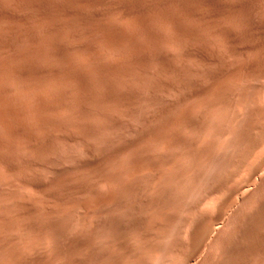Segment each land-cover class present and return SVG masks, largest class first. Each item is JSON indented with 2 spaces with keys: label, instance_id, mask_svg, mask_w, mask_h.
I'll use <instances>...</instances> for the list:
<instances>
[{
  "label": "rangeland",
  "instance_id": "1",
  "mask_svg": "<svg viewBox=\"0 0 264 264\" xmlns=\"http://www.w3.org/2000/svg\"><path fill=\"white\" fill-rule=\"evenodd\" d=\"M0 38V264H264V0H0Z\"/></svg>",
  "mask_w": 264,
  "mask_h": 264
},
{
  "label": "bare ground",
  "instance_id": "2",
  "mask_svg": "<svg viewBox=\"0 0 264 264\" xmlns=\"http://www.w3.org/2000/svg\"><path fill=\"white\" fill-rule=\"evenodd\" d=\"M7 1H8V0H7ZM9 1H10V0H9ZM14 1H15V0H14ZM34 2H35V0H34ZM11 3H12V2H11ZM39 3H40V2H39ZM21 4H22V3H21ZM7 5H8V4H7ZM17 6H18V5H17ZM13 8H14V7H13ZM11 14H12V13H11ZM7 16H8V15H7ZM11 16H12V15H11ZM10 22H11V21H10ZM16 25H17V24H16ZM13 26H14V25H13ZM39 27H40V26H39ZM11 29H12V28H11ZM6 30H7V29H6ZM3 32H4V31H3ZM7 32H8V31H7ZM7 34H8V33H7ZM0 39H1V38H0ZM150 41H151V40H150ZM12 42H13V41H12ZM40 48H41V47H40ZM148 50H149V49H148ZM131 52H132V51H131ZM129 54H130V53H129ZM131 54H132V53H131ZM14 57H15V56H14ZM5 64H6V63H5ZM19 71H20V70H19ZM76 72H77V71H76ZM71 74H72V73H71ZM76 76H77V75H76ZM17 77H18V76H17ZM58 82H59V81H58ZM73 82H74V81H73ZM31 86H33V85H31ZM51 86H52V85H51ZM81 86H82V85H81ZM101 87H102V86H101ZM50 89H51V88H50ZM105 89H106V88H105ZM77 90H78V89H77ZM82 95H83V94H82ZM29 96H30V95H29ZM41 96H42V95H41ZM31 97H32V96H31ZM29 100H30V99H29ZM15 101H16V100H15ZM32 102H33V101H32ZM62 104H63V103H62ZM73 105H74V104H73ZM116 105H117V104H116ZM115 109H116V108H115ZM51 110H52V109H51ZM7 114H8V113H7ZM9 114H10V113H9ZM12 117H13V116H12ZM72 118H73V117H72ZM84 126H85V125H84ZM21 128H22V127H21ZM83 128H84V127H83ZM13 129H14V128H13ZM91 129H92V128H90V130H91ZM122 129H123V128H122ZM0 130H1V129H0ZM54 130H55V129H54ZM86 130H87V128H86ZM262 131H263V130H262ZM260 132H261V131H260ZM261 135H263V134H261ZM257 136H258V135H257ZM26 139H27V138H26ZM250 139H251V138H250ZM257 139H259V138H257ZM30 140H31V139H30ZM263 140H264V139H263ZM247 142H249V141H247ZM259 142H261V141L259 140ZM251 143H252V142H251ZM253 143H256V142H253ZM247 145H248V143H246V146H247ZM253 145H255V144H253ZM259 145H260V144H259ZM246 146H244V148H245ZM254 148H255V147H254ZM254 148H253V149H254ZM118 151H119V150H118ZM250 151H252V150H250ZM99 152H100V151H99ZM253 152H254V151H253ZM239 155H240V154H239ZM249 155H251V154H249ZM251 156H252V155H251ZM241 157H242V156H241ZM243 157H244V156H243ZM261 157H262V156H261ZM253 159H254V158H253ZM235 160H236V159H235ZM239 162H240V161H239ZM257 162H258V161H257ZM234 163H235V162H234ZM251 163H252V162H251ZM260 163L262 164V161H261ZM16 164H17V163H16ZM249 164H250V163H249ZM253 164H254V163H253ZM250 165H251V164H250ZM248 166H249V165H248ZM252 166H255V165H252ZM259 166H262V165L259 164ZM246 167H247V166H245V168H246ZM256 167H257V165H256ZM236 168H237V166H236ZM250 168H251V167H250ZM260 169H261V168H260ZM260 169L254 167V169H252V172H251V173H252V174H256L257 171H259ZM12 170H13V169H12ZM235 171H236V170H235ZM249 171H250V170H249ZM260 172H261V171H260ZM236 174H237V173H236ZM257 174H258V173H257ZM261 174H262V173H261ZM261 174H260V175H261ZM260 175H259V177H261ZM235 176H236V175H235ZM224 177H225V176H224ZM257 177H258V176H257ZM219 179H220V178H219ZM260 179H261V178H260ZM249 180H250V179H249ZM217 182H218V181H217ZM226 186H228V185H226ZM218 187H219V186H218ZM242 187H243V186H242ZM243 188H244V187H243ZM243 188H242V190H243ZM262 188H264V187H262ZM245 189H246V188H245ZM205 191H206V190H205ZM226 191H227V190H226ZM240 191H241V190H240ZM206 192H207V191H206ZM212 192H213V191H212ZM212 192H211V193H212ZM233 192H234V191H233ZM244 192L247 193V190H245ZM244 192H243V194H244ZM253 192H254V191H253ZM225 193H226V192H225ZM230 193H232V192H230ZM230 193H229V194H230ZM239 193H240V192H239ZM239 193H238V194H239ZM205 194H206V193H205ZM209 194H210V193H209ZM229 194H227V195L229 196ZM238 194H237V195H238ZM243 194H242V198H243V196H245V195H243ZM248 194H249V193H248ZM248 198H249V197H248ZM238 199H239V198H238ZM255 199H256V198H255ZM222 200H223V199H222ZM248 200H249V199H248ZM239 202H240V200H238V203H239ZM238 203H237V205H238ZM15 204H16V203H15ZM218 204H219V203H217V205H218ZM220 204H221V202H220ZM235 204H236V203H235ZM235 204H234V205H235ZM222 205H224V204H222ZM218 206H219V205H218ZM218 206H217V207H218ZM240 206H241V205H240ZM17 207H19V206H17ZM214 207H216V206H214ZM217 207H216V208H217ZM219 207H220V206H219ZM229 207H230V205H229ZM227 208H228V207H227ZM236 208H237V207H236ZM236 208H235V209H236ZM221 209H222V207H221ZM225 209H226V208H225ZM233 209H234V208H233ZM215 210H216V209H215ZM224 211H226V210H224ZM228 211H230V210H228ZM232 211H233V210H232ZM238 211H239V210H238ZM214 212H215V211H214ZM216 212H217V211H216ZM234 213H235V212H234ZM236 213H237V212H236ZM236 213H235V214H236ZM193 214H194V213H193ZM219 214H220V213H219ZM225 214H226V213H225ZM39 215H40V214H39ZM197 215H198V213H197ZM207 215H208V214H207ZM191 216H192V215H191ZM223 216H224V214H223ZM45 217H46V216H45ZM197 217L199 218V215H198ZM224 217H225V216H224ZM190 218H191V217H190ZM192 218H193V217H192ZM192 218H191V220H192ZM198 218H196L195 220L197 221ZM221 218H223V217H221ZM207 219H208V218H207ZM211 219H212V218H211ZM224 219H225V218H224ZM188 220H189V219H188ZM199 220H200V218H199ZM263 220H264V219H263ZM194 222H195V221H194ZM198 222H199V221H198ZM192 223H193V222H192ZM192 223H191V224H192ZM200 223H201V222H200ZM204 223H205V222H204ZM221 223H222V222H221ZM221 223H220V225H221ZM195 224H196V222H195ZM195 224H193L192 227L196 229ZM215 224H217V223H215ZM218 224H219V223H218ZM6 225H7V224H6ZM205 225H208V226H209V223H207V224H205ZM205 225H203V226H205ZM211 225H212V224H210V226H211ZM194 226H195V227H194ZM208 226H207V227H208ZM210 226H209V227H210ZM214 226H215V225H213V227H214ZM223 226L225 227V225H223ZM189 227H190V225H189ZM207 227H206V228H207ZM209 227H208L209 232H205V233H204V231H203V233H204L205 235H206V233H207V234H210V233L212 234V232H210ZM215 227L219 228L220 226H219V227H218V226H215ZM30 229H31V228H30ZM195 229H194V231H195ZM198 229H199V227H198ZM211 229H212V227H211ZM215 229H216V228H215ZM219 229H220V228H219ZM219 229H217V230L219 231ZM196 230H197V229H196ZM204 230H206V229L204 228ZM194 231H193V233H194ZM197 232H198V231H197ZM201 232H202V230H201ZM213 232H215V231L213 230ZM36 234H37V233H36ZM197 234H198V233H195V235H197ZM201 234H202V233H201ZM204 234H203V236H204ZM192 235H193V234H192ZM195 235H194V236H195ZM188 236H189V238H190V234H189ZM197 236H198V235H197ZM199 236H202V235L199 234ZM203 236H202V238H203ZM51 237H52V236H51ZM195 237H196V236H195ZM204 237H205V238H206V237L208 238V235H207V236H204ZM209 237H211V236L209 235ZM212 237H213V235H212ZM252 237H253V236H252ZM192 238H193V237H192ZM198 238H199V237H198ZM207 238H206V239H207ZM195 239H197V237H196ZM195 239H194V241H196ZM206 239H205V240H206ZM30 240H31V239H30ZM30 240H29V241H30ZM57 240H58V239H57ZM198 240H199V239H198ZM203 241H204V240H203ZM199 242H200V241H199ZM201 242H202V239H201ZM201 242H200V243H201ZM206 242H207V240L205 241V243L202 242V243L204 244V246H207L206 244H207L208 242H207V243H206ZM196 243H197V241H196ZM196 243H195V244H196ZM209 243H210V242H209ZM209 243H208V244H209ZM33 244H34V243H33ZM33 244H32V245H33ZM203 244H200L201 246H200V245H199V246H200L201 248H203ZM210 245H211V244H210ZM190 247H191V245H190ZM227 247H228V246H227ZM201 248H200V249H201ZM204 248H205V247H204ZM195 250H197V249H195ZM195 252H196V251H195ZM191 253H192V252H191ZM193 253H194V252H193ZM26 254H27V253H26ZM176 254H177V253H176ZM201 254H202V253H201ZM191 255H193V254H191ZM187 256H188V255H187ZM192 257H193V256H192ZM187 258H190V257H187ZM190 259H191V258H190ZM176 260H177V259H176ZM191 260H193V259H191ZM190 263H191V262H190ZM181 264H183V263H181Z\"/></svg>",
  "mask_w": 264,
  "mask_h": 264
}]
</instances>
